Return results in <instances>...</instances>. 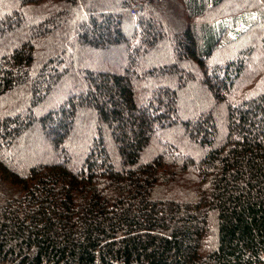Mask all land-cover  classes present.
<instances>
[{
	"label": "trees",
	"instance_id": "1",
	"mask_svg": "<svg viewBox=\"0 0 264 264\" xmlns=\"http://www.w3.org/2000/svg\"><path fill=\"white\" fill-rule=\"evenodd\" d=\"M0 264H264V0H0Z\"/></svg>",
	"mask_w": 264,
	"mask_h": 264
},
{
	"label": "built area",
	"instance_id": "2",
	"mask_svg": "<svg viewBox=\"0 0 264 264\" xmlns=\"http://www.w3.org/2000/svg\"><path fill=\"white\" fill-rule=\"evenodd\" d=\"M143 9V6H141L140 4H137L134 6V8L132 9V13L134 15H137L141 10Z\"/></svg>",
	"mask_w": 264,
	"mask_h": 264
},
{
	"label": "rangeland",
	"instance_id": "3",
	"mask_svg": "<svg viewBox=\"0 0 264 264\" xmlns=\"http://www.w3.org/2000/svg\"><path fill=\"white\" fill-rule=\"evenodd\" d=\"M138 15V14H137ZM137 15H134V16H137Z\"/></svg>",
	"mask_w": 264,
	"mask_h": 264
}]
</instances>
